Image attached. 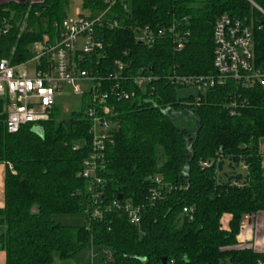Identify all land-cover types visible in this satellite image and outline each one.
<instances>
[{
  "label": "trees",
  "instance_id": "trees-1",
  "mask_svg": "<svg viewBox=\"0 0 264 264\" xmlns=\"http://www.w3.org/2000/svg\"><path fill=\"white\" fill-rule=\"evenodd\" d=\"M252 1L264 10V0ZM70 3L1 5L0 16L11 26L0 36V58L25 63L34 55L33 43L45 37L54 42ZM82 3L79 15H105L96 28L102 46L81 63L79 53L74 57L97 86L80 95L81 106L63 115L56 105L48 120L10 133L7 102L0 97V163L7 167L0 209L5 264H54L55 252L77 259L70 264H91L85 254L93 246L108 249L103 264H162L163 258L175 264H257L264 254L239 248L237 237L246 215L264 211V87L226 78L199 90L197 99L181 98L179 89L197 84L177 78L216 74L213 30L224 14L253 26L256 65L264 66L262 13L249 0ZM114 21L118 26L109 27ZM145 30L152 41L138 39ZM138 76L152 79L139 85ZM100 100L111 107L106 119L115 126L107 131L96 176L88 179L80 175L93 150V120L86 111ZM154 190L159 196L152 202ZM127 203L141 206L140 225L130 220ZM75 213L86 214L83 225L53 219ZM225 215L231 217L228 229L222 225Z\"/></svg>",
  "mask_w": 264,
  "mask_h": 264
},
{
  "label": "built area",
  "instance_id": "built-area-1",
  "mask_svg": "<svg viewBox=\"0 0 264 264\" xmlns=\"http://www.w3.org/2000/svg\"><path fill=\"white\" fill-rule=\"evenodd\" d=\"M107 1L111 4L116 2V0ZM249 1L264 17V10L252 0ZM104 15L105 13H102L96 18L81 15L74 18L67 17L63 21L59 38L52 42L45 37L33 43L34 55L25 63L13 64L9 58H0V97L5 98L7 102L5 112L8 132L16 133L27 124L38 125L48 120L65 86H70L77 95L90 92L97 87L90 72L77 67L74 57L79 53L77 61L81 63L86 54H91L102 46V43L96 39V28L102 23ZM10 26L9 19L0 16V36L6 35ZM117 26L118 21L109 25L111 28ZM163 33V30L158 31L159 35ZM151 37L152 33L145 30L138 39L152 41ZM213 40L215 45L213 63L216 74L195 79L183 76L178 77V81L187 85L195 83L201 91L222 84L226 78H233L245 86L260 84L264 87V66L256 65L253 26L246 18L229 14L221 15L214 24ZM179 47H182V43ZM120 68L122 69V65ZM151 79L148 76H138L135 82L141 85ZM128 96V93L124 94V97L128 98ZM106 97L107 95L104 96ZM102 102V100L95 102L86 111L87 116L93 120L91 131L93 150L84 161L80 175L88 179L96 176L99 163L104 159L107 131L114 125L111 120L106 119L112 115L111 107L103 105ZM98 124L102 126L100 132ZM261 157L264 168V147ZM204 165L208 166L209 163L206 162ZM156 180L159 182L160 177H156ZM158 196L159 192L154 190L150 200L154 202ZM124 208L130 220L140 225L141 206L127 203ZM187 211V208H184V212ZM99 214V209H96L95 215ZM248 218L250 215H246L243 221ZM166 264H175V262L167 261ZM257 264H264V258Z\"/></svg>",
  "mask_w": 264,
  "mask_h": 264
},
{
  "label": "rangeland",
  "instance_id": "rangeland-1",
  "mask_svg": "<svg viewBox=\"0 0 264 264\" xmlns=\"http://www.w3.org/2000/svg\"><path fill=\"white\" fill-rule=\"evenodd\" d=\"M81 12H83V3L80 1H71L70 8L68 9V17H77ZM86 13V12H85ZM87 14V13H86ZM25 27V24H21V30H23ZM178 95L181 98H188L189 96H193L195 99L198 98L199 90L196 86H187L185 88H181L178 90ZM82 99L80 95H77L74 93L73 89L70 86H65L63 93L60 94L57 98V105L58 109L61 112V114L65 115L69 111H71L74 108H78L81 106ZM180 114L176 113V116ZM115 126V125H113ZM112 126V127H113ZM99 132L102 129V126L98 124ZM264 145V140L261 141V146ZM236 169L240 172H243V168L236 167ZM230 170V167L228 165V162L224 165V171L228 172ZM86 214L85 213H75V214H58L53 216V219L57 223H61L63 225L67 226H80L83 225L85 222ZM87 260L91 264H103L107 262L108 259V249H99L97 246H93L91 249L86 251L85 254ZM77 261L76 258H62L58 252H55L53 254V262L54 264H70L75 263Z\"/></svg>",
  "mask_w": 264,
  "mask_h": 264
},
{
  "label": "crops",
  "instance_id": "crops-1",
  "mask_svg": "<svg viewBox=\"0 0 264 264\" xmlns=\"http://www.w3.org/2000/svg\"><path fill=\"white\" fill-rule=\"evenodd\" d=\"M44 0H0V6L10 3H25V2H42ZM74 1V0H71ZM77 1V0H76ZM82 2V0H78ZM6 165L0 163V209L5 206V177ZM231 217L225 215L222 219L224 229H228ZM239 248H250L255 252L264 254V211H260L250 218L242 222L240 233L238 234ZM6 263V254L0 250V264Z\"/></svg>",
  "mask_w": 264,
  "mask_h": 264
},
{
  "label": "water",
  "instance_id": "water-1",
  "mask_svg": "<svg viewBox=\"0 0 264 264\" xmlns=\"http://www.w3.org/2000/svg\"><path fill=\"white\" fill-rule=\"evenodd\" d=\"M219 167H220V170H222L223 164L220 163ZM122 198H123V196H119V199H122ZM166 263H167V258H163L162 259V264H166Z\"/></svg>",
  "mask_w": 264,
  "mask_h": 264
},
{
  "label": "bare ground",
  "instance_id": "bare-ground-1",
  "mask_svg": "<svg viewBox=\"0 0 264 264\" xmlns=\"http://www.w3.org/2000/svg\"><path fill=\"white\" fill-rule=\"evenodd\" d=\"M95 102V101H94Z\"/></svg>",
  "mask_w": 264,
  "mask_h": 264
}]
</instances>
